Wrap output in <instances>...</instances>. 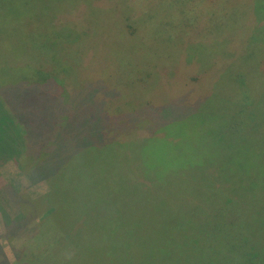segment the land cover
I'll return each instance as SVG.
<instances>
[{"label":"rangeland","instance_id":"1","mask_svg":"<svg viewBox=\"0 0 264 264\" xmlns=\"http://www.w3.org/2000/svg\"><path fill=\"white\" fill-rule=\"evenodd\" d=\"M108 1L106 6L112 10L109 15L111 21L101 26V33L107 35L96 37L95 43L88 42L81 60H77L80 65L74 67L76 62L72 63L82 87L69 86L67 99L59 94L57 86L51 84L18 83L0 89V264H25L19 260L26 254H32L31 258H34L35 252L31 249L34 238L30 243L28 240L36 233L38 220L34 219L33 212L31 218H18L21 215L16 202L19 192L32 197L40 195L47 188L44 177L55 171V167L77 150L99 145L102 142L101 129L109 125H103L102 108L113 102L115 107H119L121 104L118 103L123 100L140 105L142 113L133 114L128 107L115 112V159L106 157L112 162L111 167L103 161L105 156L101 153L77 165L83 186L82 210L89 212L87 223L81 228L82 237L86 244L101 248L82 247L92 257L83 260L77 253L75 262L65 264H250L247 260L250 246H255L253 242L261 236L253 235L248 228L229 229L225 224L226 218L215 213L209 188L215 189L214 199H218L221 206L227 200L228 204L223 209L230 207L233 213L238 211V218L255 214L260 217L261 227L264 226V186L261 189V184H251L249 180L243 183L246 167L241 159L234 161L232 158L236 156L235 145L242 138L250 139L245 142L253 143L263 158L264 125L240 123L239 132L231 135L227 131L231 120H225L221 121L215 134L210 123L203 121L206 129L199 130L195 126L194 129L200 132H192L189 136H186L189 131H182V123L179 132L169 133L170 121L185 116L186 105L182 106V95L186 91L181 88L179 79L177 85L181 90L164 89L163 75L169 71V66L163 59H182L181 48L177 54L176 43L171 46L169 43L178 40L183 35L182 30H173V38L166 37L162 30L152 31L150 27L147 31L151 34L145 32L142 39L137 32L133 36L135 40L125 33L120 36L123 21L119 17L113 19L114 11L118 14L126 11L127 17L140 14L141 18L147 19L154 9L159 14L162 2H158L160 5L157 7L151 0ZM244 2L247 4V0H220L212 10L213 20L226 17L220 20L224 26L227 25L225 30L217 31L215 35H236L234 39L237 37V40H232L228 46L237 49L236 57H239L248 35L264 39V2L258 4L257 10L255 4V11L248 10L249 0L243 8ZM97 4L102 5L103 1ZM176 8L183 12L181 7ZM84 11L87 16L85 8ZM61 24L75 25L69 20ZM84 24L87 25L86 20ZM74 48L75 45L65 44L63 50L70 52ZM143 73L158 77L152 96L143 84L144 81L152 82L150 75L146 80L142 78ZM114 86L115 89L112 88ZM147 102L150 104L148 107L145 105ZM158 128L160 132H156ZM153 132L156 136L164 133L163 142L155 145L157 149L143 153L135 149L138 145L144 148L142 142L151 141L145 138L151 137ZM111 134L108 132L109 136ZM85 151H81L83 159ZM28 154L33 161L37 160L36 164L42 161H48V164L27 175L19 164L24 158L26 165H23L32 167ZM174 154V160L169 162V157ZM114 169L115 189L110 185ZM139 176H143L142 179ZM251 196L255 202L247 204V198ZM108 201L115 203V218L106 229L110 236L115 232L112 245H107L105 230L98 221L102 220L99 216L102 210L98 208ZM12 218L16 221L12 224L10 243L7 224ZM53 218L57 220V215L54 214ZM185 232L194 233V237L188 238L191 242L189 247L198 249V255L188 256L184 252L183 258H172L167 250L160 249L162 257L155 256V235L169 234L174 237L171 245L178 247ZM237 234L240 239H235ZM47 244L51 248L45 249L46 253L64 257L61 243L48 241ZM262 245L259 247L264 252V242ZM62 261L51 257L48 264H62ZM252 261L264 264L263 255L258 252Z\"/></svg>","mask_w":264,"mask_h":264},{"label":"trees","instance_id":"2","mask_svg":"<svg viewBox=\"0 0 264 264\" xmlns=\"http://www.w3.org/2000/svg\"><path fill=\"white\" fill-rule=\"evenodd\" d=\"M100 1H103L102 5L97 4ZM151 1L157 7L160 5L158 2H162L159 14L154 9L152 15L143 19L140 14L127 17L126 11H122L120 14L114 11L113 19L119 17L123 21L119 35L123 36L125 33L131 35L132 38L140 33L139 39H142L143 35L150 33L147 31L148 27L152 31L162 30L165 32V36H170V38L174 37L173 30L178 32L180 29L182 30L183 35L180 38H178L180 35H176L178 40L169 42L170 46L176 43L177 54L181 48L182 59L180 61L163 59L169 66V71L163 75L162 86L164 89L181 90L177 85L179 79V83H182L181 88L186 91L182 95V106L186 105L185 116L174 122L170 121L169 133L179 132V125L182 123V131H189L186 135L189 136L192 132L206 129L207 126H204L203 121L210 123L211 131L215 134L221 121L225 120H231L227 126V131L231 135L239 132L237 129L240 123L249 126L264 125V39L251 38L248 35V38L243 42V38L239 57H236L237 49L228 48L232 40H237V37L234 39L236 35H215V32L225 30L227 27L220 20V18L226 17L214 18V20L212 18L215 5L220 0ZM108 2V0H0V89L18 83L51 84L57 86L59 94L67 99L69 86L82 87L74 67L80 65L77 60H81V54L85 52L86 46H89L88 42L95 43L97 38L107 35V33H101V26L111 21L109 15L112 10L107 9ZM263 2L264 0H249L248 10L255 11V4L257 10L258 4ZM165 5L167 7L164 11ZM242 5L243 8H246L248 0L247 4L244 2ZM176 6L181 7L183 12L178 11ZM84 8L88 13L87 16ZM187 11L189 16L185 14ZM226 15L228 16V14ZM207 17L210 19H206ZM252 18L255 19L256 15ZM66 20L72 21L75 25H62L61 23ZM84 20L87 25L84 24ZM92 35L94 37L91 38ZM136 38L138 39V37ZM127 42L130 41L127 40ZM65 44L70 47L75 45L76 48L74 51H65L63 50ZM161 45L163 47V44ZM175 45L173 46L174 50ZM9 50L13 52L10 53ZM71 53L74 55L71 56ZM109 57L112 58V56ZM74 61L76 65L73 67ZM183 68L188 71L184 70L183 72ZM179 71L180 77H178ZM151 72L154 74V70ZM148 75L152 82L144 81L143 84L146 85L145 88L152 96L156 91L154 86L155 79L158 77L143 73L142 78L147 80ZM112 88L115 89V86ZM185 97H189V99L185 101ZM191 99L193 101H190ZM149 101L152 102V100ZM118 104L121 105L115 107V102H113L109 103L106 108L101 107L103 109L101 116L103 115L105 118L103 125L104 123H109V125L106 124L101 129L102 142L99 145H89L87 148L77 150L55 167V171L51 174L48 173L49 175L46 174L47 176L44 178L47 188L40 195L32 197L19 192L16 202L21 215L18 218H28L33 212L34 219L38 220V229L28 240L30 243V240L34 238L31 248L35 252V254L33 253L34 258H31L32 254L31 256L26 254L19 261L23 260V263L26 262L25 264H48L50 258L55 257L57 260H63L62 264H65L68 261L75 262L77 253L83 260L85 257L87 260L90 259L92 255L82 247L101 248L90 243L86 244L82 237L81 228L87 223L86 217L89 212L82 210L83 186L77 165L87 162L88 157L92 155L96 157V154L101 153L105 156L103 161L108 163V167H111L112 162L107 161L106 157L111 160L115 159V125L113 124L115 112L123 107H128L133 114L142 113L141 106L133 104V102L128 103L123 100ZM145 105L150 106L148 102ZM225 114L227 115L225 116ZM188 121L189 123H187ZM195 126H198L199 130L194 129ZM224 127H226L225 124ZM108 132H112V134L109 136ZM156 132H160L159 128ZM156 132H153L151 137L145 138L151 141L142 142L144 148L138 145V148L135 147V149L140 153L145 150L148 152L149 149H157L158 147L155 145L163 142L162 134L164 133L161 132V135L158 133L159 136H156ZM245 140L249 141L250 139H238L235 145L236 156L232 158L234 161L241 159L246 167L243 170V183L249 180L251 184H261L262 189L264 186V154L262 158L256 151L258 148ZM82 150H86L85 159H83ZM27 156L31 159L32 167L25 166L24 158L22 164H19V167L27 175L37 172L35 169H40L41 166L44 167L48 164V161L36 164L37 160L33 161L31 154ZM49 156L51 155H47V157ZM241 156L244 159L240 158ZM174 157L175 154L171 155L169 162L174 160ZM142 177L139 176L140 179ZM110 185L115 189V169L110 176ZM214 196L215 189L210 187L209 197H213L215 213L226 218L225 224L229 229L248 228L253 235L261 236L257 242H253L255 246H250L247 260L250 264H254L252 259L259 252L263 255L264 262V252L259 247L264 242V230L262 229L264 226L261 227L260 217L254 214L238 218V211L233 213L230 211V207L223 209L228 204L227 200L221 206L219 200L214 199ZM247 200V204L254 201L252 196ZM98 210H102V214L99 215L102 220L98 221L105 230L107 245H112L115 241V232L113 231L110 236L106 229L111 226L110 221L115 218V203L108 201L102 204ZM54 214L57 215V220H54ZM14 220L12 218L7 224V228L10 230V243L13 238L11 235L12 224L16 221ZM191 237H194V233H182L180 245L173 247L171 238L174 237H170L169 234L155 235L153 238L156 250L154 254L156 257H162L160 251L167 250L168 256L172 258H183L184 252L188 256L198 255V249L192 250V246L189 247L191 242L188 238ZM240 238L239 234L235 235V239ZM48 241L61 243L65 250L63 258L56 253L52 256L45 252V249L47 251L51 248V246L48 248ZM224 244L230 246L229 242Z\"/></svg>","mask_w":264,"mask_h":264}]
</instances>
